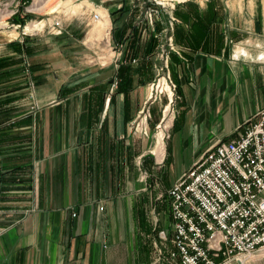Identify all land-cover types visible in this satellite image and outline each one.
<instances>
[{"label": "crops", "instance_id": "0c3cea01", "mask_svg": "<svg viewBox=\"0 0 264 264\" xmlns=\"http://www.w3.org/2000/svg\"><path fill=\"white\" fill-rule=\"evenodd\" d=\"M122 1L83 0V8L103 10L109 22L101 41L96 34L89 39L91 22L84 41L108 43L100 61L77 67L61 45L39 50L36 106L26 105L23 79L0 81L2 99L19 98L0 106V264L167 263L168 250L163 262L151 261L156 245L163 247L156 225L166 227L170 218L149 182L164 160L167 130L170 162L190 155L177 174L170 176L172 165L165 172L170 188L264 107V0H223L227 31L241 48L211 41L207 51L171 44L151 57L141 52L127 93L116 90L123 48L112 39ZM163 69L181 92L174 116L172 99L151 89ZM63 89L69 93L61 96ZM153 112L159 119L152 127Z\"/></svg>", "mask_w": 264, "mask_h": 264}, {"label": "rangeland", "instance_id": "374dc122", "mask_svg": "<svg viewBox=\"0 0 264 264\" xmlns=\"http://www.w3.org/2000/svg\"><path fill=\"white\" fill-rule=\"evenodd\" d=\"M156 1L157 2H153L151 0H137L135 2L127 1L128 3H126L130 10H136L137 16L134 17V22H140L141 25H144V23L148 25L147 29H142L141 41H146L148 37L152 38L154 36L156 43L161 46L162 50L167 51L171 44L175 45L177 48L182 47V45L183 47L185 45L189 48L191 45L190 38L192 34L201 35L202 33V29L199 27H197L198 30L194 28L195 26L193 23L195 21V17L196 15L201 16L208 10L211 0H182L183 2L173 0ZM219 1V5L223 7L220 12L221 18L219 22V30L217 29L218 27L214 26V31H212L210 29L212 25L211 27L209 25V29H204L207 30L208 36V38H205L200 42V44H203L204 49L208 48L211 41H213L218 47L223 48L224 46L226 49L232 48L238 43V41H235L234 39L235 36L233 37L227 31L226 19L223 16L225 3L223 0ZM84 4L86 3H83V0H0V81L5 78L4 75L6 78L7 76H10L12 79H23L21 87L22 89H28L29 92V100L26 104L27 106L37 105L35 103V90L38 83H40L38 74L40 67L37 63V57H41L43 48H51V45L53 44L61 45L59 49H61V54L64 59L73 61V64H71L73 66L76 65L77 67L86 66L89 64L88 62H90V59L99 60V57H102L104 54L103 49L107 48L108 45L106 41H103L101 44L97 43L94 45H86L84 43L86 35L91 28V22H94L95 27L99 20H103L101 18L98 20L93 19V15L99 13L93 7H91L92 10L83 8ZM98 4L101 3L99 2ZM151 4H154V6ZM184 4L186 7L184 6L181 11L184 12L187 10L188 14L191 15L187 23H184L174 15V11L177 10L178 13L179 6H183ZM155 6L159 9H155ZM20 7L22 10L21 13H19V18L13 19ZM155 21L156 29L154 23ZM55 22L59 23L58 27L54 26ZM19 23L22 25H19ZM157 26L161 27V30L157 29ZM180 30L182 32H180ZM211 31L213 34L210 33ZM94 34L97 35V41H101L103 34L98 35L96 29L92 30L89 39ZM215 44L214 46H216ZM27 48L28 50L25 51ZM80 48L83 49L80 50ZM237 48H241V46L238 45L235 49ZM166 72L167 71L164 69L160 72V76L157 78V80L159 79V82H155V85L158 84V86H156L157 89L154 87L153 90H157L158 94L161 92L162 99L163 94L167 100L169 97L172 99L173 103L171 109L174 116V114H177L174 110L176 109V104H179V96L176 95V88L171 86V84L175 86L176 81L174 74L171 72L169 76L170 79H168ZM169 85L171 89L169 88ZM18 88H12L11 92L14 93L18 91ZM64 92L65 89L61 91V93ZM2 95L3 94L0 93V106L14 105L15 102L19 101L17 96L2 99ZM164 115L165 119H170L171 112L168 110V107L165 110ZM153 117L154 121L151 122L152 127L159 119L154 112ZM164 125H166V122H163L161 125V131L157 134V138L161 133L163 135ZM155 131L156 130L152 131V134L150 135L151 139L153 138ZM169 135L170 127L166 132V138L164 140V160L160 165H156V174L154 175V178L149 180L150 184L156 186L157 194H160V202L158 201V205L165 206L167 202V191L169 189V183L165 177V172L168 170L170 165H172L173 167L170 171V176H174V174H177L182 168L183 163H185L184 161L188 158V156H190L188 152L184 157L176 156L174 162H170L169 159V165H166V149L169 142ZM158 226L159 223H157L155 229L157 236L158 232L161 230H165L170 234V225L166 227L161 226L160 228ZM156 246V255L153 256L151 261L154 262L156 260L157 262H163L162 258L164 251L171 249V245L169 241H167L163 242V247H161L160 244H157ZM164 264L175 263H166V259L164 258ZM245 264H264V251H260L252 255Z\"/></svg>", "mask_w": 264, "mask_h": 264}, {"label": "built area", "instance_id": "2783aa9c", "mask_svg": "<svg viewBox=\"0 0 264 264\" xmlns=\"http://www.w3.org/2000/svg\"><path fill=\"white\" fill-rule=\"evenodd\" d=\"M167 198L171 232L158 238L171 245L168 263L245 264L264 251V107L184 171Z\"/></svg>", "mask_w": 264, "mask_h": 264}, {"label": "trees", "instance_id": "16d2710c", "mask_svg": "<svg viewBox=\"0 0 264 264\" xmlns=\"http://www.w3.org/2000/svg\"><path fill=\"white\" fill-rule=\"evenodd\" d=\"M127 1L135 2L137 0H123L122 1L121 8L116 11L118 13L120 12V15L117 19H115L113 21L114 27L112 30L113 43L118 45V46H122V48H123L122 62L119 65L116 76H115L116 77V90L118 92H122V93H127L131 90L132 72H133V68L131 66V63L133 62V60L136 59L138 54H140L141 52L144 56L151 57L152 55H154L156 49L159 47V45L155 41L154 36L152 38L148 37V39L146 41H143V42L141 41L142 29H147L148 25L145 23H144V25H141L140 22H136V21L134 22V19H135L134 17L137 16L136 10H130L129 7H127V5H126V3H128ZM219 3H220L219 0H211L208 10L206 12H204L201 16L196 15L193 25L195 26L194 27L195 29H197V27L202 29V33H201V35L200 34H192V36L190 38V40H191V43H190L191 45L189 47L190 49L188 48V46H186L189 50H191V51H199V50L207 51V49L199 48L198 45H200V42L203 39L208 38L207 30H204V29H206V28L209 29L211 27V25L216 26V27L219 26V22H220V18H221L220 12L222 11V8H223L219 5ZM216 4H217V6H216ZM151 5L154 6V4H151ZM184 6L186 7L185 4L183 6H179V11H178L179 15L177 13V10L174 11V15L176 18H179L184 23H187L189 18L191 17V15L188 14L187 10L184 12L181 11V9ZM157 8L158 7L155 6V9H157ZM21 10L22 9L20 7L19 10L17 11V13L14 15L13 19L19 18V13H21ZM159 12H160V10H159ZM154 23H155V29H156V21ZM19 25H22V24L19 23ZM209 25H210V27H209ZM157 29L161 30V27L157 26ZM180 32H182V31L180 30ZM220 34H222V33H220ZM197 36H199V37H197ZM142 45L143 46L145 45V46L143 47ZM27 50H28V48L25 49V51H27ZM171 59L176 60L175 56H172ZM137 69H138V71L141 72V70L143 69V65H141ZM175 88H176L175 89L176 95L180 97L181 92H180L179 86L176 82H175ZM65 92L60 93V95L61 96L66 95L67 93H69V90L65 89ZM173 127H175V125ZM166 151H167V157L165 160V164L169 165L170 149H169L168 145H167ZM166 200H167L166 209H167V212L169 215V200H168L167 196H166Z\"/></svg>", "mask_w": 264, "mask_h": 264}, {"label": "bare ground", "instance_id": "6f19581e", "mask_svg": "<svg viewBox=\"0 0 264 264\" xmlns=\"http://www.w3.org/2000/svg\"><path fill=\"white\" fill-rule=\"evenodd\" d=\"M173 1H182V0H173ZM98 13L100 14V16L101 17H99V18H101V19H103V20H99L97 23H96V25H95V27H94V30L96 29V32H97V34L98 35H102V34H104V30H105V28H107L108 27V25H109V23H108V20L106 19V13L103 11V10H101V9H99L98 10ZM98 18V19H99ZM107 26V27H106ZM166 80V79H165ZM159 82V81H158ZM156 86H158V84L157 85H153V86H151V89L153 90L154 89V87L156 88ZM169 88L171 89V87H170V85H169ZM157 89V88H156ZM157 91V90H156ZM159 93H161V92H159ZM159 127V126H158ZM158 129V128H157ZM163 135H162V133L158 136V138H157V141H158V145L160 146L162 143H161V141H162V137Z\"/></svg>", "mask_w": 264, "mask_h": 264}]
</instances>
